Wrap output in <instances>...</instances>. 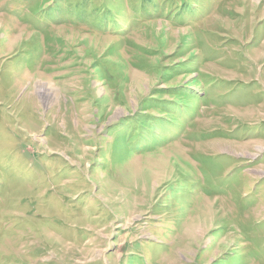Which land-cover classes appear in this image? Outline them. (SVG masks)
<instances>
[{
  "label": "rangeland",
  "instance_id": "rangeland-1",
  "mask_svg": "<svg viewBox=\"0 0 264 264\" xmlns=\"http://www.w3.org/2000/svg\"><path fill=\"white\" fill-rule=\"evenodd\" d=\"M0 264H264V0H0Z\"/></svg>",
  "mask_w": 264,
  "mask_h": 264
},
{
  "label": "bare ground",
  "instance_id": "bare-ground-1",
  "mask_svg": "<svg viewBox=\"0 0 264 264\" xmlns=\"http://www.w3.org/2000/svg\"><path fill=\"white\" fill-rule=\"evenodd\" d=\"M157 36H158V35H157ZM84 45H85V44H84ZM215 148H216V147H215ZM215 148H214V149H215ZM175 152H176V151H175ZM175 152H174V153H175Z\"/></svg>",
  "mask_w": 264,
  "mask_h": 264
}]
</instances>
